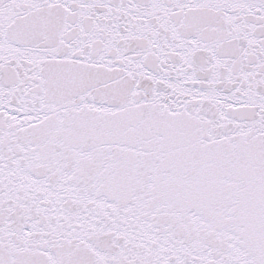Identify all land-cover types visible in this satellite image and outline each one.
Instances as JSON below:
<instances>
[{
	"label": "snow or ice",
	"instance_id": "6c2138e0",
	"mask_svg": "<svg viewBox=\"0 0 264 264\" xmlns=\"http://www.w3.org/2000/svg\"><path fill=\"white\" fill-rule=\"evenodd\" d=\"M0 264H264V0H0Z\"/></svg>",
	"mask_w": 264,
	"mask_h": 264
}]
</instances>
